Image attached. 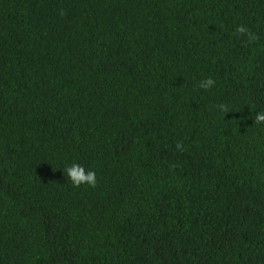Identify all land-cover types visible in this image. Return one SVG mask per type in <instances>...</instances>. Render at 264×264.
<instances>
[{
  "label": "trees",
  "instance_id": "trees-1",
  "mask_svg": "<svg viewBox=\"0 0 264 264\" xmlns=\"http://www.w3.org/2000/svg\"><path fill=\"white\" fill-rule=\"evenodd\" d=\"M262 111L264 0H0V264H264Z\"/></svg>",
  "mask_w": 264,
  "mask_h": 264
},
{
  "label": "clouds",
  "instance_id": "clouds-1",
  "mask_svg": "<svg viewBox=\"0 0 264 264\" xmlns=\"http://www.w3.org/2000/svg\"><path fill=\"white\" fill-rule=\"evenodd\" d=\"M236 31L240 33L242 36H246L249 42H254L258 39V37L252 33L249 29L245 26L241 25L238 26ZM215 85V81L212 78H208L206 80H202L199 82V87L205 90L213 87ZM221 112L224 114L230 112L231 110L225 104H220L217 106ZM255 123L261 124L264 123V111L259 112L254 117ZM176 148L179 151H183V143L177 142ZM64 173L66 174L67 179L72 182V185L75 187H80L82 184H86L90 187H95L97 180H96V173L92 170H86L83 166L73 163L72 165L63 169Z\"/></svg>",
  "mask_w": 264,
  "mask_h": 264
}]
</instances>
